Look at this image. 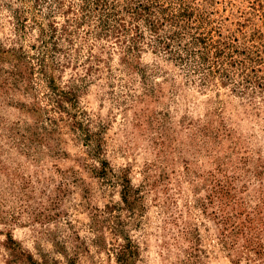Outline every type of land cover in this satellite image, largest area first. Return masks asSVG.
Segmentation results:
<instances>
[{
  "label": "rangeland",
  "instance_id": "obj_1",
  "mask_svg": "<svg viewBox=\"0 0 264 264\" xmlns=\"http://www.w3.org/2000/svg\"><path fill=\"white\" fill-rule=\"evenodd\" d=\"M46 1L0 0V51L24 64L18 78L0 53V264L8 234L38 261L115 264V220L135 264H264V0H130L136 16L107 0L123 41L99 33L94 2ZM124 173L135 214L121 208ZM214 178L232 193L220 209ZM246 212L261 245L248 257L234 225Z\"/></svg>",
  "mask_w": 264,
  "mask_h": 264
},
{
  "label": "trees",
  "instance_id": "obj_2",
  "mask_svg": "<svg viewBox=\"0 0 264 264\" xmlns=\"http://www.w3.org/2000/svg\"><path fill=\"white\" fill-rule=\"evenodd\" d=\"M34 2H38L40 0H33ZM53 5L54 7H56L55 9H58L62 6V0H53ZM45 2H47L45 0ZM92 2H94V5L97 7V10L100 12L99 18H98V26H99V33L101 35L105 36H109L112 34H114L117 38H120V41L122 40V37L125 32H127V27L125 26L124 21L122 20V18H120L119 20V24H115V25H111L109 24V20L110 18H114V11L116 13H118V16H120V11H118L116 9V5L112 4L113 6L108 7L107 6V0H80V4L79 6L81 8H84L85 6L91 4ZM127 5L124 6L123 10L126 13H130V16H136L137 14H139L141 12L142 7L134 5L132 6L130 0L126 2ZM131 5V6H130ZM49 7V6H48ZM145 9V8H143ZM68 10H71V6H68ZM65 13H67V10H64ZM65 22H71V23H75V19L73 16H69V14H65ZM116 20V19H115ZM51 30H53V32L56 30V26H53L51 24H49ZM60 33H58L59 35H63L62 38L66 39L67 41L71 42V37H72V30L69 29L67 23H63L61 25L60 28ZM195 36H193L194 39ZM60 39V38H59ZM68 42V43H69ZM119 42V41H118ZM122 44H120L121 46ZM53 47L54 49H56L57 46V42H53ZM122 47V46H121ZM58 50H60V48H57ZM122 49V48H121ZM219 49V48H216ZM12 51H14L13 48H10L8 50H1L0 53L1 54H9L11 56V58L14 60L13 64H12V72L15 74L16 77L21 78L22 77V71L24 70V64H17V61L20 60V55H18L15 51V54L12 53ZM132 51L129 50V46L126 47V50L123 52V58H121V60L123 62H125L126 65L131 66L132 63L128 60L130 55H131ZM203 52L199 51L198 55L201 57ZM28 69V66H27ZM45 80V85L46 87H53L51 84L52 82V78L47 76L44 78ZM68 94V92H64V91H59L57 94V99H59L60 101H62V99L65 97V99H67L68 101L69 98L66 96ZM27 112H29L30 110L33 113H38L41 114L42 113V108L40 106H37L35 104H32L30 107V110H28V108H25ZM96 134L93 133V139L94 141L96 140ZM95 173L97 176H103L106 174V167L103 165V162L100 163L99 167H96L94 169ZM211 177H214V174H210ZM223 177H226V175H224ZM117 179V183L119 185V199H120V203H121V208L127 212V213H131V214H135V211L137 209L140 208V202H139V197H138V192L137 190L130 184V181L128 180V178L126 177V174H122V175H118L116 177ZM218 179L214 178L213 180V186L209 189L211 193V197H210V201L214 200L215 202V206L217 207V209L221 208V197H226V196H230L232 193L229 191V189L227 188H223L220 184L221 181L215 182ZM217 183V185H216ZM216 185V186H214ZM232 205V210H230L231 212L228 214L233 215L234 217H237L240 214V212H236V206L237 204L234 201H230ZM101 212V211H100ZM217 213V211H214ZM104 211H102V220L106 222V218H104L103 215ZM215 213V214H216ZM248 212H246L245 218L240 221L238 224L235 223L234 225L236 227H240V233L247 235L248 231L250 232L251 227L248 225L251 222L254 221V219H251L253 217L248 216L247 214ZM218 215V213H217ZM227 216V215H226ZM119 217L117 216L116 219H118ZM228 218V217H227ZM222 219V218H221ZM226 221V219L223 218V222ZM233 222V220H232ZM247 224H246V223ZM117 223V224H116ZM120 221H114L113 225L111 226V229L113 231V234L116 235V237L120 240H116V243L113 245V248H111L112 250V254L115 260V264H135V259L137 257L138 254V249H137V245L136 243H134V241H132L128 236H126L125 234H123L122 230H120ZM232 226V224L228 223L227 226ZM233 226V227H235ZM243 227V228H241ZM230 229V228H229ZM243 229V231H242ZM246 231V232H245ZM235 233H239L238 231H236ZM240 234V235H241ZM244 235V236H245ZM115 237V238H116ZM248 238V242H246V244H244L243 248H244V252L245 250L248 251L246 254V257L249 256V252L252 251L253 254L256 253H260V249H261V245L256 241H254V238H256V235H254V232H250L249 236H245V239ZM5 246V248L9 249L11 251L10 253V257L5 259V263L6 264H57V262L55 260L49 261V259H45L42 258L40 261L35 260L32 258V256L28 253L23 252L16 244L15 242H13V240L11 239L10 235L8 234L7 239L5 240V243L3 244Z\"/></svg>",
  "mask_w": 264,
  "mask_h": 264
}]
</instances>
